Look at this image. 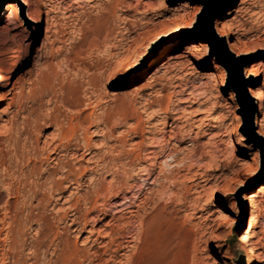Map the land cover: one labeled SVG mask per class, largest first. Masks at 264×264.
Returning a JSON list of instances; mask_svg holds the SVG:
<instances>
[{"label": "rangeland", "instance_id": "1", "mask_svg": "<svg viewBox=\"0 0 264 264\" xmlns=\"http://www.w3.org/2000/svg\"><path fill=\"white\" fill-rule=\"evenodd\" d=\"M29 1L0 10V264L122 261L155 212L161 264H248L252 231L264 264V0H53L49 35Z\"/></svg>", "mask_w": 264, "mask_h": 264}, {"label": "bare ground", "instance_id": "2", "mask_svg": "<svg viewBox=\"0 0 264 264\" xmlns=\"http://www.w3.org/2000/svg\"><path fill=\"white\" fill-rule=\"evenodd\" d=\"M249 0H241V2L239 3L240 5L237 8V11L240 12L245 5L247 4ZM75 2V1H74ZM43 4L44 7L46 9V15H47V21L49 23V26L47 28V33L49 35L50 32H55L54 30L56 29L55 27H53L54 30L51 29L52 22L54 19V17L51 15V12L54 11L55 7L53 5V0H43ZM26 5V7H28V10L25 12L27 17L31 18L34 21H39L40 16H41V9L39 8V3H35V4H31L29 0H5V2L3 3L2 7L0 10H3V17H6V19L8 21H10V19L14 18L17 19L20 23H21V12L23 11V7ZM31 5L33 6V8L30 10ZM247 8V7H246ZM55 12V11H54ZM1 20V17H0ZM95 20V19H94ZM98 21V20H97ZM9 24V23H8ZM54 25V22H53ZM262 29V28H261ZM58 33V32H57ZM54 36V35H53ZM48 38V37H45ZM47 40V39H46ZM50 40V39H49ZM212 73V72H211ZM10 79V77L7 78H0V81H2V83L0 84V101H4L6 99H12V97H8L7 95L10 93L8 90H5L4 87L6 85V81H8ZM252 93H254L257 97V101H258V115L255 116V120H258V124H259V128H258V132L261 135V137H264V118H259V116H263L264 117V90H262L259 87H252L251 88ZM13 100V99H12ZM14 114V113H13ZM50 118V116H49ZM10 123V125L13 123V120L8 118V124ZM15 124V121H14ZM9 127L5 128L4 130H8L9 132ZM170 130V129H169ZM24 131V130H23ZM62 133V132H61ZM29 134V133H28ZM60 134V133H59ZM57 134V136L59 135ZM29 139V138H28ZM67 139V138H66ZM60 140V139H59ZM62 141V140H61ZM157 141V140H156ZM157 143V142H156ZM29 144V143H28ZM60 144V143H59ZM157 145V144H156ZM160 147V146H159ZM158 147V148H159ZM57 148V147H56ZM53 149V151H51V155H48V159L50 158L51 160H55L58 159L56 158V156H53L52 154H54L55 149ZM161 149V148H159ZM52 150V149H51ZM162 151V150H161ZM41 152V151H40ZM151 154L149 156V160H150V164L151 165H156V163H154V160L156 156V151L154 150H150ZM167 153V152H166ZM169 153V152H168ZM40 154V153H39ZM57 154V153H56ZM46 157V156H45ZM184 158V157H183ZM42 159V158H41ZM175 159V158H174ZM182 159V158H181ZM179 159H175L173 160V162L178 163L180 160ZM185 159V158H184ZM192 160V159H190ZM196 160V159H195ZM58 161V160H57ZM182 161V160H181ZM56 163V162H55ZM175 163V164H176ZM192 163V162H191ZM58 165V164H57ZM104 166V165H103ZM100 167V166H99ZM106 167V166H105ZM109 167V166H107ZM113 167V166H112ZM32 168V167H31ZM82 168V167H81ZM190 169V168H189ZM71 170V169H70ZM84 170V169H82ZM160 170V169H159ZM188 170V169H187ZM25 171V170H24ZM34 172V171H33ZM146 172V171H145ZM30 173V172H28ZM77 173V172H76ZM143 173V172H142ZM33 174V173H32ZM31 174V175H32ZM75 175V173H73ZM94 174V173H93ZM144 174V173H143ZM161 174V173H160ZM72 173L71 172H63L61 173V179L62 180H52L51 178V173L48 172L46 177L48 179L46 180H50V184H48L50 189H53L54 187H58L59 185H61L62 181H65L69 178V176H71ZM169 175V174H168ZM168 175H162L163 179L165 180H171V176ZM174 175V174H173ZM76 177V176H75ZM161 178V177H160ZM88 181V180H87ZM163 181V180H162ZM44 182V181H43ZM42 182V183H43ZM92 182V181H91ZM97 182V181H96ZM121 183V182H120ZM39 184V183H38ZM163 184V183H162ZM122 185V184H121ZM161 185V183H160ZM175 185V184H174ZM163 186V185H162ZM125 187V186H124ZM164 187V186H163ZM167 187V185H166ZM41 188V187H40ZM92 188V187H91ZM161 188V187H160ZM165 188V187H164ZM48 189V187H47ZM46 190V189H45ZM54 190V189H53ZM118 190V189H117ZM158 190V189H157ZM92 191V190H91ZM98 191V190H97ZM160 192V191H159ZM163 191L161 190V193ZM169 192V191H168ZM41 193V192H40ZM49 193V192H48ZM51 193V192H50ZM86 193V192H85ZM119 193V192H118ZM160 193V194H161ZM165 193V192H164ZM99 194V193H98ZM108 194V192L106 193ZM89 195V194H88ZM168 195V194H167ZM177 195V194H176ZM174 196V195H173ZM38 197V196H37ZM179 197V196H178ZM16 198V197H15ZM94 198V197H93ZM92 198V199H93ZM99 198V197H98ZM104 198V197H103ZM180 198V197H179ZM194 198V197H193ZM244 198L246 200H249L251 203V208H254V195L252 193H245L244 194ZM94 200V199H93ZM92 200V201H93ZM179 200V199H178ZM195 200V199H194ZM80 201V200H79ZM91 201V202H92ZM143 201V200H142ZM81 202V201H80ZM86 202V201H85ZM84 202V203H85ZM95 202V201H94ZM123 202V201H122ZM177 202V201H176ZM196 202V201H195ZM77 203V202H76ZM157 203V202H156ZM82 204V203H81ZM100 204V203H99ZM176 204V203H175ZM190 204V203H189ZM196 204V203H195ZM194 204V205H195ZM145 206V205H144ZM98 207V206H97ZM152 207V206H151ZM34 208V207H33ZM140 208V207H139ZM92 209V208H91ZM255 209V208H254ZM83 210V209H82ZM118 210V209H117ZM194 210V209H193ZM253 209H251L252 211ZM85 212V210H84ZM128 212L130 213V216L135 217L136 214V209H128ZM159 213V212H157ZM156 212L151 216V218H145V214L143 215H139L136 219L137 221V225H138V230L137 233L135 234V244L131 247V253L127 256H125L124 260L121 261V259L115 260L110 259L103 261L106 264H161L159 261V257L162 254V252L164 250L167 249V247L170 245V236L167 233L168 232V225L165 222H159L158 220V214ZM147 214V213H146ZM148 215V214H147ZM259 215V214H258ZM96 216V215H95ZM104 216V215H103ZM121 219V217H120ZM72 221V220H71ZM79 221V220H78ZM84 221V220H83ZM82 221V222H83ZM135 221V220H134ZM27 222V221H26ZM75 222V221H74ZM87 222V221H86ZM262 222V221H261ZM81 222H79L80 224ZM85 224V221L84 223ZM82 224V225H83ZM115 225V224H114ZM122 225V224H121ZM79 226V225H78ZM92 226V225H91ZM116 227V226H115ZM119 227V226H118ZM12 228V227H11ZM82 227H80L79 229H81ZM117 228V227H116ZM121 231V230H120ZM114 232V231H113ZM117 233V232H116ZM8 234V233H7ZM123 234V233H121ZM35 235V234H34ZM113 235V234H112ZM255 235V231L250 232V235L247 236L246 238L242 239L241 236L238 237V240H240L243 243V247L245 249V253L246 256L248 258V264H256V260L259 259V252H255V247L254 245V239H252V237H254ZM115 236V235H114ZM134 237V236H133ZM15 240V239H14ZM129 240V239H128ZM4 241V240H3ZM116 241V240H115ZM118 241V240H117ZM7 242V241H6ZM14 242V241H13ZM12 242V243H13ZM106 242V241H105ZM112 242V241H111ZM120 242V241H119ZM124 242V241H123ZM22 243V242H21ZM102 243V241H101ZM52 244V243H51ZM121 242L116 244V248H120L121 247ZM130 244V243H129ZM64 245V244H63ZM103 245V244H102ZM114 245V244H113ZM49 246V245H48ZM100 246V245H99ZM129 245H126V247ZM264 246V245H263ZM65 247V246H64ZM125 247V248H126ZM31 250V249H30ZM45 250V249H44ZM63 251V250H62ZM117 251L116 249L114 250V252ZM9 252V251H8ZM77 252V251H76ZM111 252V251H110ZM119 252V251H118ZM6 253V252H5ZM87 253V252H85ZM3 254V253H2ZM94 255V254H93ZM1 256V255H0ZM3 256V255H2ZM96 256V255H95ZM100 256V255H99ZM124 257V256H123ZM120 258V257H119ZM58 260V259H57ZM77 260V259H76ZM4 261V260H3ZM33 263V262H32ZM55 264V263H54ZM98 264V263H97Z\"/></svg>", "mask_w": 264, "mask_h": 264}, {"label": "water", "instance_id": "3", "mask_svg": "<svg viewBox=\"0 0 264 264\" xmlns=\"http://www.w3.org/2000/svg\"><path fill=\"white\" fill-rule=\"evenodd\" d=\"M4 2H5V0H0V9H1V7H2V5H3ZM212 19H213V17H210L209 20H208L210 27H211ZM249 114L251 115V111L249 112Z\"/></svg>", "mask_w": 264, "mask_h": 264}]
</instances>
